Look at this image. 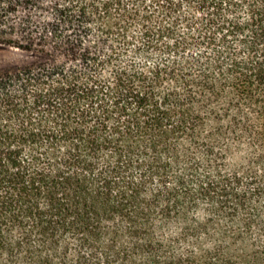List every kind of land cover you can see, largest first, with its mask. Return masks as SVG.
Returning a JSON list of instances; mask_svg holds the SVG:
<instances>
[{
	"label": "trees",
	"instance_id": "obj_1",
	"mask_svg": "<svg viewBox=\"0 0 264 264\" xmlns=\"http://www.w3.org/2000/svg\"><path fill=\"white\" fill-rule=\"evenodd\" d=\"M0 264H264V0H0Z\"/></svg>",
	"mask_w": 264,
	"mask_h": 264
},
{
	"label": "rangeland",
	"instance_id": "obj_2",
	"mask_svg": "<svg viewBox=\"0 0 264 264\" xmlns=\"http://www.w3.org/2000/svg\"><path fill=\"white\" fill-rule=\"evenodd\" d=\"M24 57L25 54L16 49L0 46V71L9 68Z\"/></svg>",
	"mask_w": 264,
	"mask_h": 264
}]
</instances>
